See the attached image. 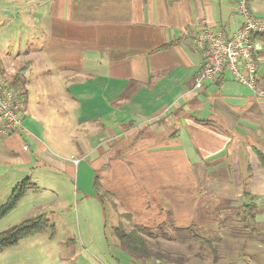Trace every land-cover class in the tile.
Returning <instances> with one entry per match:
<instances>
[{"label": "crops", "instance_id": "0c3cea01", "mask_svg": "<svg viewBox=\"0 0 264 264\" xmlns=\"http://www.w3.org/2000/svg\"><path fill=\"white\" fill-rule=\"evenodd\" d=\"M248 5L264 15V0ZM0 6V74L22 100L23 128L7 138L21 143L16 154L27 175L46 160L89 161L116 215L162 227L161 238L175 245L201 208L218 200L243 210L250 192L259 209L264 168L253 146L264 150V96L227 69L195 85L205 51L194 35L206 27L226 36L239 29L237 0H0ZM258 41L256 81L264 89V36ZM71 111V123L58 116ZM68 137L75 144L70 155L61 150Z\"/></svg>", "mask_w": 264, "mask_h": 264}, {"label": "rangeland", "instance_id": "374dc122", "mask_svg": "<svg viewBox=\"0 0 264 264\" xmlns=\"http://www.w3.org/2000/svg\"><path fill=\"white\" fill-rule=\"evenodd\" d=\"M1 40H4L2 34ZM60 114L68 115L69 123L74 120L72 111ZM68 140L61 150L70 155L75 144L70 137ZM16 152H22L21 143H10L7 136L0 135V205L6 202L19 180L30 176V181H36L37 185L27 188L18 205L0 220V231L47 212L55 234L52 236L50 226L7 247L0 253V264H153V260L136 258L121 246L114 228L120 224L121 213L126 212L115 214L110 202L115 200L111 196L101 201L93 164L78 160L67 166L63 165L67 157H63L62 166L47 160L43 166L42 160L43 167L34 175L32 172L27 175L22 154ZM260 196H264V191ZM258 206L254 211L235 210L228 200H218L209 210L201 208L194 231L200 239L219 244L223 258L218 262L212 261V248H200V239L192 247L189 243L171 246L190 255V260L197 264H264V197L259 198ZM253 212L255 216L250 218ZM199 249L208 258L194 256Z\"/></svg>", "mask_w": 264, "mask_h": 264}, {"label": "built area", "instance_id": "2783aa9c", "mask_svg": "<svg viewBox=\"0 0 264 264\" xmlns=\"http://www.w3.org/2000/svg\"><path fill=\"white\" fill-rule=\"evenodd\" d=\"M249 0H237L238 13L243 17L242 26L230 36L221 30L209 27L197 31L194 42L203 47L205 59L198 72L195 85L204 82L228 70L235 80L245 84L257 95L264 96V89L257 85V64L255 52L262 48L254 35L264 34V15H255L248 5ZM22 100L17 91L4 82L0 74V135L20 131L23 128ZM23 148L26 150L27 145Z\"/></svg>", "mask_w": 264, "mask_h": 264}, {"label": "trees", "instance_id": "16d2710c", "mask_svg": "<svg viewBox=\"0 0 264 264\" xmlns=\"http://www.w3.org/2000/svg\"><path fill=\"white\" fill-rule=\"evenodd\" d=\"M263 36L264 34H257L254 35L253 38L256 39ZM171 44L172 43H168L166 46ZM14 80L15 81L12 83L17 84L20 80V72H17L14 75ZM10 85L12 86L11 83ZM22 94L25 96L26 90H24ZM253 151L257 154V157L264 168V150L257 146H253ZM30 186H35V184L30 181L29 177H26L17 183L6 202L0 205V220L18 205L20 200L25 196L27 188ZM96 188L100 194L102 202H105L108 196L113 197L108 190L103 189L98 183H96ZM245 198L246 200L251 199L252 194L250 192L245 193ZM244 204V211H246L245 209H250L252 211L256 209V203L252 200ZM254 216L255 212H253L251 216L249 215L250 218H253ZM120 217V224L119 226H116L114 230L119 238L121 246L134 257L170 264H185L190 260V255L172 247L171 243L161 238L162 236H160V234H162V231L159 230H162V227L156 230L155 228L135 224L131 221L130 214L128 213H121ZM243 218L247 217L243 215ZM49 220V214L43 212L39 215L29 217L6 230L0 231V253H2L7 247L17 244L24 238L46 231L50 226L52 227L51 234L53 236L55 234V226L54 224L50 225ZM195 226L196 224L180 231L181 238L184 240L183 243H189V247H192L193 243L186 240L190 239L191 236H193L196 241L200 239L194 231ZM200 243L202 244L200 245V248L201 246L212 248V261L218 262L223 258V255L218 251L219 244L213 242V240L200 239ZM193 255L200 259L208 258L203 252L201 253L200 249Z\"/></svg>", "mask_w": 264, "mask_h": 264}]
</instances>
